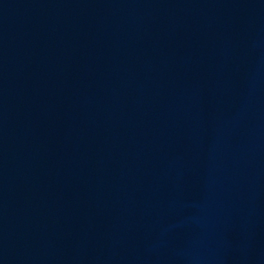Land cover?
Segmentation results:
<instances>
[{"label":"water","instance_id":"obj_1","mask_svg":"<svg viewBox=\"0 0 264 264\" xmlns=\"http://www.w3.org/2000/svg\"><path fill=\"white\" fill-rule=\"evenodd\" d=\"M0 264H264V0H0Z\"/></svg>","mask_w":264,"mask_h":264}]
</instances>
